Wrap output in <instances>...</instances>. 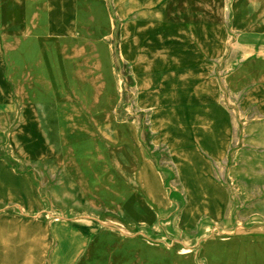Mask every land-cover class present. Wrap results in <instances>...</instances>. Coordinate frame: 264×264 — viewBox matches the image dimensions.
Listing matches in <instances>:
<instances>
[{
  "label": "rangeland",
  "instance_id": "374dc122",
  "mask_svg": "<svg viewBox=\"0 0 264 264\" xmlns=\"http://www.w3.org/2000/svg\"><path fill=\"white\" fill-rule=\"evenodd\" d=\"M158 4L0 0V264H264V0ZM196 147L209 213L180 174Z\"/></svg>",
  "mask_w": 264,
  "mask_h": 264
},
{
  "label": "bare ground",
  "instance_id": "6f19581e",
  "mask_svg": "<svg viewBox=\"0 0 264 264\" xmlns=\"http://www.w3.org/2000/svg\"><path fill=\"white\" fill-rule=\"evenodd\" d=\"M125 1L129 2V7L127 9L126 8L124 9L123 6H122ZM158 2H160V0H116V3L119 6V10H120L121 15H124L123 13H127V11H134L137 8H140V7L152 8L153 10L156 8L155 13H157L158 12V5H159ZM65 8H66V4L65 3H64V6H57L56 5L55 7L52 8V13L54 11L55 13L53 15H55V18H57V22H56L57 24H61V22H60V17H61L60 16V12L63 9H65ZM160 12H161V10L158 12L159 15L161 14ZM63 22L64 21L62 20V23ZM147 81L148 80L143 78L142 83H140L139 85L142 86V87L149 86V83ZM31 110H33V109H31ZM27 113H29V112L25 111V115ZM211 120L212 119H210V117L207 116V122L204 123V125H203L205 134L203 136H201V137H196L195 141L198 144L203 145L204 148L209 153L219 157V156H222V155L225 154L226 145H225L224 141L222 142V145L218 142V139L216 138V135L218 134V130L214 129V127L212 126V121ZM166 125L167 124H166L165 118H161V119L157 118V121H156L157 129H161L164 132L165 127H167ZM172 131H174V129H173V127L170 126L169 129L166 130L163 134H165L167 137L169 136L168 138H171V139L173 138L174 139L175 135L173 134L174 132H172ZM179 155H180V153L178 154V156ZM201 160H202V154L200 152V148L196 147L192 151V153L190 155V159L187 161V163H184L183 165L181 164L182 168L180 167V174H181V177H182V179H183V181H184V183L186 185V188L190 191V193L192 195L194 193L195 194H200L201 192H203L204 195L206 194L207 197H209V200H208L209 204L203 209L205 212L209 213V211H210L209 210V206H213V202L216 201V194H221L222 195L223 193L221 192L220 188L214 183V181L209 176L205 177V184L201 183V181H200V173H199L198 166H197V163L199 161H201ZM180 162H182V161H180ZM146 164H148V167H149L148 173H149V176H150V179H149L150 183L148 184V193H149L150 197L153 200H155L158 203H162L163 202V204H164V203H166V201H164V200L162 201L161 198L162 197L166 198L167 195H166L165 189L163 187V183L161 182V180L156 183L155 177L158 176L156 174L158 172H155L156 169L154 170V166L150 162L145 161V165ZM144 167H146V166H144ZM142 171L143 170H141V173H143ZM82 179L84 181L82 184L86 185L87 184L86 178L84 176H82ZM29 200H31V199H29ZM195 200L199 201L198 199H195ZM30 202L31 201H29V204H30ZM33 203H35V202H33ZM35 204H37V203H35ZM34 260L30 259L29 261H31V262H29L27 264H32ZM2 261H4V260H0L1 263H3Z\"/></svg>",
  "mask_w": 264,
  "mask_h": 264
},
{
  "label": "crops",
  "instance_id": "0c3cea01",
  "mask_svg": "<svg viewBox=\"0 0 264 264\" xmlns=\"http://www.w3.org/2000/svg\"><path fill=\"white\" fill-rule=\"evenodd\" d=\"M53 73L55 74V70L52 71V74ZM53 149H54V152H56V149L55 148H53ZM5 177H6V175L5 176L0 175V182L4 181ZM13 179H14L13 185H14L15 190L17 192L20 191L22 193V195L26 196L27 191L29 190L30 192L34 193L36 196L39 195L38 189H37L35 182H34V178L31 175L22 174L18 177H13ZM5 192H6L5 187L0 186V196H2ZM6 200L0 198V202H16L15 200H13V201H9L8 199H6Z\"/></svg>",
  "mask_w": 264,
  "mask_h": 264
}]
</instances>
